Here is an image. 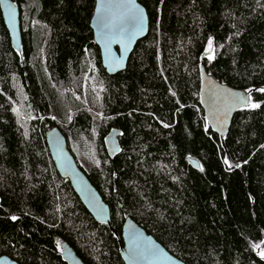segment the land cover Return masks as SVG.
<instances>
[{"label":"trees","instance_id":"1","mask_svg":"<svg viewBox=\"0 0 264 264\" xmlns=\"http://www.w3.org/2000/svg\"><path fill=\"white\" fill-rule=\"evenodd\" d=\"M11 1L22 51L0 12V256L65 264V243L83 264H124L129 217L184 264H264V94L235 113L223 146L199 103L200 64L234 89L264 88V0H138L148 33L112 76L89 28L94 0ZM53 127L110 228L56 171ZM112 130L120 152L110 159Z\"/></svg>","mask_w":264,"mask_h":264},{"label":"water","instance_id":"2","mask_svg":"<svg viewBox=\"0 0 264 264\" xmlns=\"http://www.w3.org/2000/svg\"><path fill=\"white\" fill-rule=\"evenodd\" d=\"M8 4L11 5V9L7 7ZM0 12L11 47L21 55L19 7L11 0H4L0 3ZM102 24L108 27H103ZM89 28L93 42L99 50L101 66L107 75L112 76L126 69L134 47L146 37L148 16L138 0H94ZM252 101L249 92L219 82L205 70L203 64H200V107L204 113L206 126L218 136L221 146L235 113L249 109ZM119 136L120 131L112 130L104 139V147L110 159L120 152ZM45 138L49 155L59 176L68 180L73 192L92 219L97 224L110 228L109 207L78 167L60 130L57 127L51 128L46 132ZM190 162L194 168H198L196 161ZM229 163L230 167L237 166L230 160ZM121 240L119 255L124 264H184L129 217H124ZM61 248V258L65 264H83L68 245L63 243ZM0 264L18 263L6 256H0Z\"/></svg>","mask_w":264,"mask_h":264},{"label":"snow or ice","instance_id":"3","mask_svg":"<svg viewBox=\"0 0 264 264\" xmlns=\"http://www.w3.org/2000/svg\"><path fill=\"white\" fill-rule=\"evenodd\" d=\"M3 2H4V0H0V3H3ZM7 7H8L9 9H11V5H10V4H8ZM102 26H103V27H108L106 24H102ZM141 27H142V25H141ZM206 51H207L208 53H211V52H212V40H211V39H209V41H208V48H207ZM208 59H209V60L213 59V56H212L211 54L208 55ZM259 91L264 92V89H260ZM250 106H251L252 108H256V107H259L260 105L253 103V104H251ZM165 126H167V125H165ZM224 162H225V164H227V163H228V160L225 159ZM238 166H239V165H237V167H238ZM13 219H16V218L13 217ZM256 247L258 248L259 245H256ZM260 255H261V256H264V252H261Z\"/></svg>","mask_w":264,"mask_h":264},{"label":"rangeland","instance_id":"4","mask_svg":"<svg viewBox=\"0 0 264 264\" xmlns=\"http://www.w3.org/2000/svg\"><path fill=\"white\" fill-rule=\"evenodd\" d=\"M260 89H264V88H257V89H253V90H248L247 92H249L250 94H251V93L264 94V92L259 91ZM253 103L260 105V102H256V101H252V102H250V105L253 104ZM250 105H249V109H254V108H252Z\"/></svg>","mask_w":264,"mask_h":264}]
</instances>
